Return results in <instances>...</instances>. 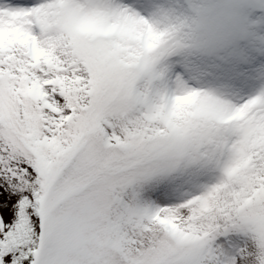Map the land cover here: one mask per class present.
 <instances>
[{
    "label": "snow or ice",
    "instance_id": "6c2138e0",
    "mask_svg": "<svg viewBox=\"0 0 264 264\" xmlns=\"http://www.w3.org/2000/svg\"><path fill=\"white\" fill-rule=\"evenodd\" d=\"M0 264H264V0H0Z\"/></svg>",
    "mask_w": 264,
    "mask_h": 264
}]
</instances>
